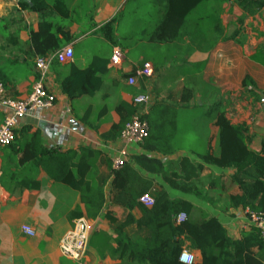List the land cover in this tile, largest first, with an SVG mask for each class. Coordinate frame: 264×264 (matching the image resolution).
Listing matches in <instances>:
<instances>
[{
  "label": "trees",
  "instance_id": "1",
  "mask_svg": "<svg viewBox=\"0 0 264 264\" xmlns=\"http://www.w3.org/2000/svg\"><path fill=\"white\" fill-rule=\"evenodd\" d=\"M88 3L91 6L93 0H88ZM224 4L234 6L241 12L237 19L239 25L247 18L259 15L264 9V0H128L122 11L98 27L92 19L90 8L88 13L85 9L79 12L81 3L71 12L67 9L63 12L59 8V5L63 6L61 0H53L51 3L46 0L20 2L21 9L38 15V31H30L37 57L55 53L72 41L75 35H70L67 27L79 23L81 17L83 20L87 18V32L95 30L110 46L123 51L130 45L129 49L134 47L130 55L141 51L145 59H151L153 75L157 80H161L160 72L167 66L169 70L177 69L175 78L182 80L183 88L178 105L167 101L156 102L143 116L148 126V136L139 145L143 153L130 157L119 169H112L109 158H101V154L91 148L81 147L61 152L45 147L38 129L17 127L13 131L12 142L1 151L0 184L5 186L6 182L19 189L38 190L39 182L33 173L42 170L53 182L77 191L85 207L86 217L94 219L104 207L106 180L102 176L97 181L92 178V171L100 159V164L109 168L112 176V202L128 211L140 208L143 217L137 225L147 230L146 237L140 242H133L126 236L118 235L115 238V253L122 264H182L179 262L182 236L190 250L199 256V262L195 259L192 264H264V240L257 227L250 225L249 231L239 240H231L217 218L204 212L196 217V207L191 202L171 199L163 189L155 190L153 197L150 196L153 181L140 174L145 171L159 176L171 189L207 201L199 186L203 166L230 169L233 174L229 181L238 188L240 194L228 197L229 206L264 215V138L261 140V152L250 149L252 137L249 127L245 123L233 124L227 117L220 91L202 81L207 61H189L194 52L208 54L218 44L235 40L236 33L227 35L222 23ZM125 13L132 17L128 19ZM53 14L58 15L57 20L52 19ZM122 19L132 25L125 26V30L121 29ZM4 36L8 45L13 49L18 48L16 33L7 32ZM260 36L264 37V32ZM29 58L32 59L33 55ZM250 59L264 68V44L256 48ZM145 63L140 64V69ZM25 64L30 65L27 62ZM107 65L108 60L96 56L83 69L70 63L67 76L58 80L62 93L70 101L83 96L93 97L102 87V76L107 72ZM13 75L12 70L0 66V84L9 99H12L8 97L9 94L14 97L17 95L11 86ZM241 88L250 93L256 103L260 102V98L254 94L256 85L249 76L243 78ZM140 90L143 91L142 85ZM197 94L202 101L209 103L205 116L212 118L218 130L217 152L213 154L207 150L197 154L200 160L198 163L180 156L176 162L167 163L166 167L165 162L155 155L167 158L180 151L176 146L179 112L187 110ZM172 97L169 94L168 99ZM115 111L119 121L99 135L104 141L118 139L136 109L130 104L119 102ZM105 112L103 108L99 117ZM88 117L89 111L81 121L97 132L96 127L88 124ZM143 196L152 199V206L141 204L140 198ZM181 213L186 218L176 223ZM79 217L81 214L77 213ZM106 218L112 224L116 222L109 213ZM128 223L129 218L119 226L116 233L119 234Z\"/></svg>",
  "mask_w": 264,
  "mask_h": 264
},
{
  "label": "crops",
  "instance_id": "2",
  "mask_svg": "<svg viewBox=\"0 0 264 264\" xmlns=\"http://www.w3.org/2000/svg\"><path fill=\"white\" fill-rule=\"evenodd\" d=\"M46 1L51 3L53 0ZM127 1L93 0L90 6L88 0H61L63 6L59 5V8L63 12L66 9L71 12L81 3L79 12L82 13L84 8L88 13L90 8L92 19L99 27L122 11L126 7ZM20 2H24V0H0V66H5L7 70L10 69L14 73L11 86L15 88L17 95L14 97L7 94L12 100H25L30 95L31 87L36 78L33 65L37 56L31 43L30 31H38L39 19L37 14L27 9H21ZM224 6L225 4L222 8ZM263 11L264 9L261 12ZM239 13L241 15L240 11ZM52 19L57 20L58 15L53 14ZM88 25L87 18L83 20L82 17L79 23L69 24L67 27L68 32L70 35H75V38L62 47L70 46L73 57L68 63L59 64L53 61L50 66L45 80V87L55 97L53 107L48 110L29 113L19 123L18 127L29 126L32 130L38 129L42 144L47 148L65 152L88 147L100 153L101 158L107 157L112 162L124 148L118 139L104 141L99 135L107 132L112 125L118 123L119 118L115 111L116 105L119 102H124L133 106L134 97L143 93L148 95L149 109L156 102L163 101L178 105L183 83L182 80H176L175 78L177 77V69L170 68L169 70L168 66L160 72L161 77H165L163 80L162 78L157 80L154 75L149 79L137 76L136 71L140 69V64L145 61V65H148L151 70H153V64L151 59H145L141 51L132 52L130 55V50H134V47L129 49L130 45L122 51L125 59L121 67L119 69L111 68L109 60L113 47L96 34L95 30L87 32ZM7 32L18 35L19 46L17 49H13L8 45L4 36ZM58 38L61 39V36L58 35ZM233 44V41H225L218 44L208 54L194 52L192 57L196 55V59L189 58L190 62L207 61L202 81L206 85L218 89L221 94H225L228 91L227 88L233 86L236 79L241 83L245 77L243 75V78H241L235 72L231 55L227 50ZM98 46L105 50L103 55H101V49ZM144 54L147 55L146 52ZM31 55H33L32 59L29 58ZM95 56L108 60L107 72L102 76V87L93 97L83 96L70 101L62 93L58 80L67 76L70 63L83 69L90 64ZM26 62L30 65L27 66ZM245 62L264 70L263 67L253 62L250 57ZM247 75L256 85L253 76L249 73ZM130 77L135 80L132 86L127 83ZM140 85H142L143 91L140 90ZM169 94L173 95L171 100L168 99ZM203 102L205 104L198 108L205 111L208 109L209 103L207 101ZM190 103L187 110L191 112L196 107ZM103 108L106 109V112L99 117ZM87 111H89L88 124L96 127L97 132L81 121ZM6 112L5 109L0 107V126ZM205 113L200 110L195 115L192 122H190L191 129L187 131L190 136H183V142L178 123L176 146L180 151L176 155L167 158L155 155V157L165 162L166 167L168 166L167 163L176 162L180 156H186L192 162L198 163L200 160L196 156L197 154H203L207 150L213 154L217 152L216 136L218 130L213 125L212 118L206 117ZM250 136L252 137L250 149L257 153L261 152V140L264 138V132L261 135L254 133ZM255 141L256 145H254ZM125 151L126 161L132 156L143 153L139 146H131ZM133 166L138 170L137 166L134 164ZM203 167L199 176V186L207 201L171 189L159 176H154L145 171H141L140 174L144 178L153 181L154 186L150 191V196L153 197L155 190L163 189L171 199L187 200L195 205L196 217L204 212L217 218L225 228L228 237L231 240H239L249 231L250 223L246 210L239 207L231 208L228 203L230 195L240 194L238 188L231 185L229 181L233 170L219 169L208 165ZM33 174L35 180L39 182L38 190L19 189L10 183L6 184V182L4 183L5 186L0 184V264H74L60 256L58 246L60 239L71 229L73 221L77 219V213L86 218L91 226L83 264H122L115 253L117 248L115 238L118 235L126 236L133 242H140L146 237L147 230L137 225V222L143 217L142 210L136 207L128 211L112 202V176L110 169L100 164V159L92 171V178L93 181H97L102 176L106 180L104 184V207L94 219L86 217L85 207L81 203L77 191L66 185L53 182L42 170H36ZM74 213L75 215H72ZM107 213L115 219V223L112 224L108 221L106 218ZM128 218L129 223L122 227L119 234L116 233L119 226L125 223ZM22 225L32 228L35 233L34 237L29 238L22 234L20 231ZM181 241V252H190L194 256V260L196 259V262H199V256L190 250L189 244L183 236ZM130 263L132 264V262Z\"/></svg>",
  "mask_w": 264,
  "mask_h": 264
},
{
  "label": "built area",
  "instance_id": "3",
  "mask_svg": "<svg viewBox=\"0 0 264 264\" xmlns=\"http://www.w3.org/2000/svg\"><path fill=\"white\" fill-rule=\"evenodd\" d=\"M73 51L70 46H65L57 52L45 57H37L34 60L35 81L31 87V93L25 100H12L6 97L4 87L0 84V107L7 112L4 114L2 124L0 126V151L7 147L13 140V131L19 126V123L25 117L34 111H43L51 109L55 103V97L49 93L45 87V80L53 61L59 64H65L71 61ZM125 59L124 53L117 47L112 48V53L109 60L111 68L119 69ZM137 76L149 79L153 76V70L148 65L136 71ZM128 85L132 86L135 83L134 78L130 77L127 80ZM136 109L135 114L123 127L118 140L122 144L124 150L112 160V168L119 169L123 166L126 159V151L131 146H139L148 136V126L143 116L147 114L149 109V98L146 94H139L134 97L132 102ZM2 168L0 165V178ZM1 198V191H0ZM141 204L146 207L152 206V199L149 196L140 198ZM246 215L250 225L257 227L264 240V215L261 213H249L246 210ZM184 214H179L176 218V223H180L185 219ZM20 231L26 237H34L35 233L32 228L26 225L20 227ZM91 226L89 221L84 217H79L73 221L71 229L63 235L59 241L58 252L60 256L74 264H83ZM179 261L182 264H192L194 256L183 251L179 256Z\"/></svg>",
  "mask_w": 264,
  "mask_h": 264
},
{
  "label": "rangeland",
  "instance_id": "4",
  "mask_svg": "<svg viewBox=\"0 0 264 264\" xmlns=\"http://www.w3.org/2000/svg\"><path fill=\"white\" fill-rule=\"evenodd\" d=\"M222 10L221 15L227 35H233L234 33L237 35L235 40H233V46L227 49L231 55L235 72L241 78H243V75L249 76L247 75L248 73L253 76L256 82L254 94L260 98V102L256 103L254 97L241 88V83L237 79L233 86L227 88L228 91L225 94L220 93V98H223L227 117L233 123H246L249 126L250 134L257 133L261 135L264 132V70H261L256 65L246 64L245 61L251 57L250 55H253L252 53L256 50L257 45L259 46L264 43V38L260 36L264 32V11L259 15L247 18L242 25H239L237 19L240 17V13L234 6L225 4ZM125 15L128 19L132 17V15H127V13ZM127 25L132 24H128L126 20L122 19L120 28L125 30L128 27ZM98 48L101 49V55H103L105 50L100 46ZM191 58L196 59V55L193 57L191 55ZM190 104L196 107L193 110L194 112L191 111V115V112L188 110H180L179 112L178 123L179 131L182 133V142L183 136H190L187 131L191 129L190 122H192L195 115L200 110L207 112V110L203 111L198 108L203 106L202 104H205L198 94L195 95ZM254 145H256V141Z\"/></svg>",
  "mask_w": 264,
  "mask_h": 264
}]
</instances>
